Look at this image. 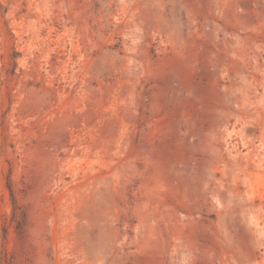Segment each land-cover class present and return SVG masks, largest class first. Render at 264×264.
Listing matches in <instances>:
<instances>
[{
	"label": "rangeland",
	"instance_id": "rangeland-1",
	"mask_svg": "<svg viewBox=\"0 0 264 264\" xmlns=\"http://www.w3.org/2000/svg\"><path fill=\"white\" fill-rule=\"evenodd\" d=\"M0 264H264V0H0Z\"/></svg>",
	"mask_w": 264,
	"mask_h": 264
}]
</instances>
